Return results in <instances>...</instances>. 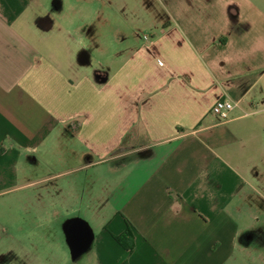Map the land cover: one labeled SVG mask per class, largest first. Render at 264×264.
<instances>
[{
	"label": "crops",
	"instance_id": "obj_1",
	"mask_svg": "<svg viewBox=\"0 0 264 264\" xmlns=\"http://www.w3.org/2000/svg\"><path fill=\"white\" fill-rule=\"evenodd\" d=\"M16 189L0 264H264V0H0Z\"/></svg>",
	"mask_w": 264,
	"mask_h": 264
},
{
	"label": "built area",
	"instance_id": "obj_2",
	"mask_svg": "<svg viewBox=\"0 0 264 264\" xmlns=\"http://www.w3.org/2000/svg\"><path fill=\"white\" fill-rule=\"evenodd\" d=\"M235 104L226 99L217 100L210 109V114L218 122H225L229 119V114L234 110Z\"/></svg>",
	"mask_w": 264,
	"mask_h": 264
},
{
	"label": "rangeland",
	"instance_id": "obj_3",
	"mask_svg": "<svg viewBox=\"0 0 264 264\" xmlns=\"http://www.w3.org/2000/svg\"><path fill=\"white\" fill-rule=\"evenodd\" d=\"M10 186H13V185L11 184ZM10 186H7V188ZM28 191H21L19 189L10 190L6 195H4L3 197H0V220H2V218H3V206H4L5 201L7 202L8 200L14 199V198L17 200V199H19L18 197L20 195H23V194L27 193ZM0 249H1V247H0Z\"/></svg>",
	"mask_w": 264,
	"mask_h": 264
},
{
	"label": "trees",
	"instance_id": "obj_4",
	"mask_svg": "<svg viewBox=\"0 0 264 264\" xmlns=\"http://www.w3.org/2000/svg\"><path fill=\"white\" fill-rule=\"evenodd\" d=\"M115 240L121 246H123L127 251L131 250V246H130V232H129V228L128 227H127V229L125 230V232L121 236L115 237Z\"/></svg>",
	"mask_w": 264,
	"mask_h": 264
}]
</instances>
